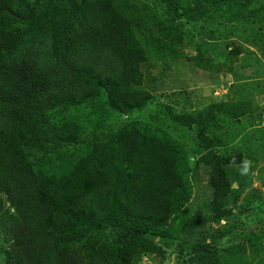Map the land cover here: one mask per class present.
Wrapping results in <instances>:
<instances>
[{
    "label": "trees",
    "instance_id": "trees-1",
    "mask_svg": "<svg viewBox=\"0 0 264 264\" xmlns=\"http://www.w3.org/2000/svg\"><path fill=\"white\" fill-rule=\"evenodd\" d=\"M66 5L69 14L58 15L57 0H0L5 264H128L125 248L103 242L106 225L126 227L136 241H145L148 235L178 238L206 226L210 217L187 214L192 169L184 146L168 134L135 120L103 136L77 121H55L58 112L90 106L103 94L112 110L126 116L152 99L141 89L140 66L148 57L137 28L150 31L133 16L129 0ZM45 41L52 46L50 66L35 54ZM188 118L206 143L209 117ZM211 145L198 152L199 162L211 168L217 218L227 214L231 190L225 167L238 161Z\"/></svg>",
    "mask_w": 264,
    "mask_h": 264
},
{
    "label": "rangeland",
    "instance_id": "rangeland-1",
    "mask_svg": "<svg viewBox=\"0 0 264 264\" xmlns=\"http://www.w3.org/2000/svg\"><path fill=\"white\" fill-rule=\"evenodd\" d=\"M66 4L57 0L58 15L69 14ZM129 4L133 16L145 21L150 31L137 28L148 57L140 66L141 89L152 99L126 116L112 110L103 94L90 106L58 112L55 121H77L89 134L103 136L135 120L168 134L184 146L192 169L187 214L210 220L178 238L148 235L145 241H136L126 227L106 225L103 242L125 248L128 264H264V0ZM29 45L21 46L19 54ZM35 54L50 66L49 42ZM211 105L218 107L211 108L209 116ZM201 113L210 119L206 143L188 118ZM210 144L218 154L238 161L225 167L231 190L225 198L227 214L217 218L211 208V168L199 162L198 152ZM5 246L0 230V264H5Z\"/></svg>",
    "mask_w": 264,
    "mask_h": 264
}]
</instances>
